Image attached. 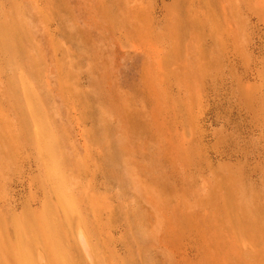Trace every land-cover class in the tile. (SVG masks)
Segmentation results:
<instances>
[{
  "label": "rangeland",
  "instance_id": "1",
  "mask_svg": "<svg viewBox=\"0 0 264 264\" xmlns=\"http://www.w3.org/2000/svg\"><path fill=\"white\" fill-rule=\"evenodd\" d=\"M0 109V264H264V0H0Z\"/></svg>",
  "mask_w": 264,
  "mask_h": 264
},
{
  "label": "bare ground",
  "instance_id": "2",
  "mask_svg": "<svg viewBox=\"0 0 264 264\" xmlns=\"http://www.w3.org/2000/svg\"><path fill=\"white\" fill-rule=\"evenodd\" d=\"M2 92V91H1ZM1 110V109H0ZM4 114V113H3ZM5 118V117H4ZM4 118L2 119V116L0 115V140H3V143L5 142V141H10L9 140V134H11V133H9V134H7L8 133V131L9 130H6L7 129V126L6 125H4V124H6L5 123V120H4ZM4 121V122H3ZM12 131V130H11ZM13 138V137H12ZM6 143V142H5ZM9 143V142H8ZM11 143H13V141L11 140ZM10 144V143H9ZM7 145V144H6ZM11 145V144H10ZM54 228H55V226H54ZM38 245H39V243H38ZM3 262V261H2Z\"/></svg>",
  "mask_w": 264,
  "mask_h": 264
}]
</instances>
